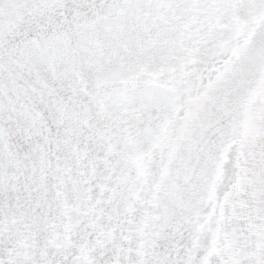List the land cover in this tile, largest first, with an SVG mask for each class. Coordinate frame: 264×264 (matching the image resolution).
I'll return each instance as SVG.
<instances>
[{
  "label": "snow or ice",
  "instance_id": "snow-or-ice-1",
  "mask_svg": "<svg viewBox=\"0 0 264 264\" xmlns=\"http://www.w3.org/2000/svg\"><path fill=\"white\" fill-rule=\"evenodd\" d=\"M0 264H264V0H0Z\"/></svg>",
  "mask_w": 264,
  "mask_h": 264
}]
</instances>
